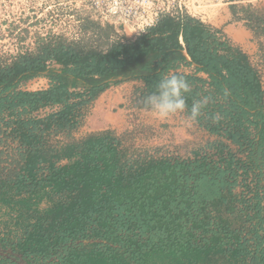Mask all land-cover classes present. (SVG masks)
I'll return each mask as SVG.
<instances>
[{
  "label": "trees",
  "instance_id": "1",
  "mask_svg": "<svg viewBox=\"0 0 264 264\" xmlns=\"http://www.w3.org/2000/svg\"><path fill=\"white\" fill-rule=\"evenodd\" d=\"M173 73L191 84L189 108L208 98L199 127L239 151L250 149L245 161L221 141L208 156L194 151L173 161L149 152L125 159L108 131L50 143L51 136L76 129L111 85L142 83L134 104L144 108L160 76ZM36 78L48 87L20 88ZM263 95L249 56L186 12L164 13L133 40L106 51L50 38L33 53L0 60V131L8 130L23 154L8 175L0 170V249L26 261L54 258L52 264H264L257 215H246L251 225L234 230L210 220L228 196L233 212L242 200L232 191L248 190L256 174L248 137L249 127L258 131L255 148L264 152ZM45 106L59 108L28 116Z\"/></svg>",
  "mask_w": 264,
  "mask_h": 264
},
{
  "label": "rangeland",
  "instance_id": "2",
  "mask_svg": "<svg viewBox=\"0 0 264 264\" xmlns=\"http://www.w3.org/2000/svg\"><path fill=\"white\" fill-rule=\"evenodd\" d=\"M155 6L160 7L163 13L186 12L201 19L218 29L233 46L236 45L234 33H249L258 50V58L254 57L250 62L257 69L259 67L260 72L264 71V0H182ZM90 16V11L79 0H0V60L9 61L10 57L20 53H33L40 41L50 38H61L84 51H106L113 44L133 40L139 34L131 24L101 23ZM46 84L48 81L37 79L36 83L28 81L20 88L37 91L44 89ZM142 87V84H132L126 90L119 84L111 85L89 104L76 129L51 136L50 143L57 145L78 140L89 130L108 131L119 139L125 159L138 152H149L155 157L162 156L171 161L190 157L194 151L208 156L212 152L211 145L218 141L225 143L241 161L247 159L250 149L239 151L230 141L209 134L196 122L189 126L186 113L160 120L144 108H139L134 104V98ZM120 97L128 99L122 101ZM98 108L103 109V114L107 116L102 129L90 125ZM28 116L35 117V114ZM249 129L251 135L248 139L253 147L251 159H255L258 166L256 174L248 179V190L240 192L237 187L232 191L234 195L241 193L242 200L234 204L233 212L227 208L233 196L227 197L226 204L210 211L211 223H214L212 219H216L227 223L226 226L232 230L240 225H251L246 215H257L258 221L254 224L264 226V152L255 148L256 132L252 127ZM7 132L3 129L0 131L1 175H8L23 155L21 148L7 136ZM257 203H260L258 208ZM92 241L84 240L82 243L91 244ZM53 259L34 258L26 261L20 255L0 249V264H52ZM205 264H221V261Z\"/></svg>",
  "mask_w": 264,
  "mask_h": 264
},
{
  "label": "built area",
  "instance_id": "3",
  "mask_svg": "<svg viewBox=\"0 0 264 264\" xmlns=\"http://www.w3.org/2000/svg\"><path fill=\"white\" fill-rule=\"evenodd\" d=\"M90 11V18L101 23L114 25L131 24L139 33L151 27L160 15L164 14L155 5L173 4L182 0H79ZM259 70V67H258ZM260 71V70H259ZM36 78L31 80L37 82ZM58 106H45L34 112L35 117L41 118L58 109ZM44 114V115H42Z\"/></svg>",
  "mask_w": 264,
  "mask_h": 264
},
{
  "label": "clouds",
  "instance_id": "4",
  "mask_svg": "<svg viewBox=\"0 0 264 264\" xmlns=\"http://www.w3.org/2000/svg\"><path fill=\"white\" fill-rule=\"evenodd\" d=\"M190 91L191 84L185 76L175 73L160 76L155 91L143 101L144 110L160 120L187 112V122L191 126L198 121L208 98L194 101L189 108L187 95Z\"/></svg>",
  "mask_w": 264,
  "mask_h": 264
},
{
  "label": "crops",
  "instance_id": "5",
  "mask_svg": "<svg viewBox=\"0 0 264 264\" xmlns=\"http://www.w3.org/2000/svg\"><path fill=\"white\" fill-rule=\"evenodd\" d=\"M234 34L235 35L233 36V39L235 40L234 42H236V45H234V46H238L244 53H246L249 56L250 60L253 61L254 57L258 58V56H257L258 55L257 45H256L255 41H251L250 34L246 33V32L244 34V32H242V31H239V32L234 33ZM259 73L263 74V76L261 75V80H262V88H263V91H264V71H262V72L259 71ZM41 79L46 80L44 78H41ZM46 82H47V80H46ZM132 84H142V83L137 82V81H130V82L121 83L119 85L122 88H125L126 90H128V86H130ZM47 86H48V84H46L44 89ZM125 96H127V95H125ZM120 98H121L122 101H124V100L127 101V99H128L126 97H125V99L123 97H120ZM263 103H264V95H263ZM101 108H98L97 115L95 116V118H92V120L90 121V125L93 126L96 129H102V126L104 125V122H105V118L107 117L105 114H103L104 112H103V109H101ZM183 130L185 131V128H183ZM90 132L91 131L89 130L85 134H88ZM255 132H256V139H257V142H258L259 141L258 131L255 130ZM213 137H215V136H213Z\"/></svg>",
  "mask_w": 264,
  "mask_h": 264
},
{
  "label": "water",
  "instance_id": "6",
  "mask_svg": "<svg viewBox=\"0 0 264 264\" xmlns=\"http://www.w3.org/2000/svg\"><path fill=\"white\" fill-rule=\"evenodd\" d=\"M120 79V78H119Z\"/></svg>",
  "mask_w": 264,
  "mask_h": 264
}]
</instances>
